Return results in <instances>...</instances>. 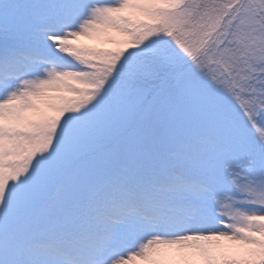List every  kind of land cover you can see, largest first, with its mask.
<instances>
[{
	"label": "snow or ice",
	"instance_id": "obj_1",
	"mask_svg": "<svg viewBox=\"0 0 264 264\" xmlns=\"http://www.w3.org/2000/svg\"><path fill=\"white\" fill-rule=\"evenodd\" d=\"M0 264H264V0H0Z\"/></svg>",
	"mask_w": 264,
	"mask_h": 264
}]
</instances>
